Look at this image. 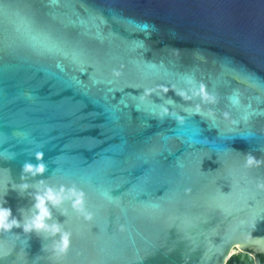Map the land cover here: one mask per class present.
I'll return each instance as SVG.
<instances>
[{"label":"water","instance_id":"1","mask_svg":"<svg viewBox=\"0 0 264 264\" xmlns=\"http://www.w3.org/2000/svg\"><path fill=\"white\" fill-rule=\"evenodd\" d=\"M45 185L67 249L13 227L0 264H264V0H0V203Z\"/></svg>","mask_w":264,"mask_h":264},{"label":"clouds","instance_id":"2","mask_svg":"<svg viewBox=\"0 0 264 264\" xmlns=\"http://www.w3.org/2000/svg\"><path fill=\"white\" fill-rule=\"evenodd\" d=\"M37 160L42 157V153L37 152L35 154ZM261 161L254 159L251 156L246 158L247 165H258ZM44 170L43 164H37L33 166L30 163L23 165V171L37 174ZM21 188H26L27 185H21ZM33 196V208L35 212L24 220L21 225L20 222L12 216L11 209L0 203V231H9L13 227H21L24 232H46L51 236H57L59 239L54 242V249L57 253L64 252L69 245V234L62 232L60 225L56 223H47L51 213L49 205L58 206L64 199L71 200V206L78 211H82L81 208V196L82 194L75 191L72 188L65 189L63 186L53 188L45 185L42 189H38Z\"/></svg>","mask_w":264,"mask_h":264},{"label":"built area","instance_id":"3","mask_svg":"<svg viewBox=\"0 0 264 264\" xmlns=\"http://www.w3.org/2000/svg\"><path fill=\"white\" fill-rule=\"evenodd\" d=\"M245 254L244 259L243 258H233V256L236 254H232L226 264H253V255L247 251L243 252ZM233 259H232V258Z\"/></svg>","mask_w":264,"mask_h":264},{"label":"rangeland","instance_id":"4","mask_svg":"<svg viewBox=\"0 0 264 264\" xmlns=\"http://www.w3.org/2000/svg\"><path fill=\"white\" fill-rule=\"evenodd\" d=\"M243 258L244 259V257H245V254L243 253V252H241V251H237L236 252V254L233 256V258ZM232 258V257H231ZM232 258V259H233Z\"/></svg>","mask_w":264,"mask_h":264},{"label":"trees","instance_id":"5","mask_svg":"<svg viewBox=\"0 0 264 264\" xmlns=\"http://www.w3.org/2000/svg\"><path fill=\"white\" fill-rule=\"evenodd\" d=\"M250 252V251H247ZM255 264H262V259L260 257H256Z\"/></svg>","mask_w":264,"mask_h":264},{"label":"flooded vegetation","instance_id":"6","mask_svg":"<svg viewBox=\"0 0 264 264\" xmlns=\"http://www.w3.org/2000/svg\"><path fill=\"white\" fill-rule=\"evenodd\" d=\"M256 257H260V258L262 259V261H263L262 255L259 254V253H256V254L253 255L254 262H255ZM262 264H263V263H262Z\"/></svg>","mask_w":264,"mask_h":264}]
</instances>
